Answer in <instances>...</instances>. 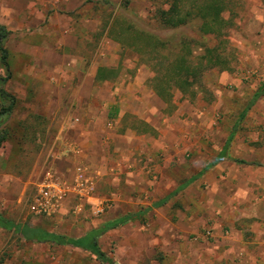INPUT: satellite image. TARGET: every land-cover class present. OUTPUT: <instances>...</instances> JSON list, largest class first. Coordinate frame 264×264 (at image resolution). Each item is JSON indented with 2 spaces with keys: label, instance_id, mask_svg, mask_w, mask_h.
Returning <instances> with one entry per match:
<instances>
[{
  "label": "rangeland",
  "instance_id": "obj_1",
  "mask_svg": "<svg viewBox=\"0 0 264 264\" xmlns=\"http://www.w3.org/2000/svg\"><path fill=\"white\" fill-rule=\"evenodd\" d=\"M9 1L0 0V4L3 3L5 7ZM20 1L27 10V16L39 20L34 23V31L29 35L32 39L43 38L37 33V29H40L37 27L49 23L61 26L65 22L73 32L84 38L81 50L88 56L97 58L109 48L107 56L110 61L106 66L113 68V75L116 74L115 69L119 68L120 71V76L111 81V85L115 83V87H122V98L116 93L112 95V102L125 97L127 100H123V103L141 104L140 98L144 92L142 86L148 87L147 79L152 76L150 68L140 62V55L132 47H124L117 41L119 37H127V44L132 42L128 35L122 34V29L134 26L173 40L182 36L198 38L195 24L178 30H165L159 24L155 14L159 7L167 8L165 0H83L79 7L76 0H71V9H67V4L64 3L66 0H49L53 8L44 19L38 12L41 9H37L41 5L39 0ZM227 3L223 48L232 69L208 71L202 82L195 87L193 98L178 94L171 106L162 109L169 113L173 104H178L187 115L189 113L186 106L189 103L204 110L218 101L219 93H223L224 99L232 98L231 102L226 100L227 106L222 110L217 109L214 117L216 123L212 127L202 125V128H198L197 135L208 140L211 149H214L216 142L217 145L220 144L233 131L232 125L239 119L241 108L247 105L246 102L242 104L240 96L249 94L248 97L251 98L264 82V23L248 25L245 21L250 17L247 14L251 10L258 9L264 13V0H227ZM32 4H36V7L33 8ZM29 6L30 9L27 8ZM60 13L64 14L63 19ZM0 16L3 21L9 20L7 13L0 12ZM59 37L53 33L51 41L55 42ZM21 39L22 37L16 36L9 45L6 43L9 49L11 46L9 71L0 61V86L16 97L15 106L5 124L8 137L0 148V212L15 224L44 228L69 238H80L93 229L118 220V215L123 210L114 208L116 205L112 201V195L108 196L109 189L100 186L95 193L100 200L95 201V204H87L81 213H74L70 208L62 216H36L32 212L31 204L38 190L39 174L44 173L49 166H55L54 158L50 155L54 144L46 135L55 118L48 117L44 111V97L39 94L38 85L34 84L31 89L27 87L25 80L17 79L25 59L16 51L17 46L12 45ZM207 40L209 44L215 45L217 42L213 37H207ZM223 72L240 75L246 86L244 90L235 83L222 85L219 78ZM137 77H141V85ZM147 89L152 90L149 87ZM238 91L242 94L231 95ZM132 93L137 95L135 100L131 98ZM237 96L239 97L235 98ZM253 101L251 111L245 118V125L241 129L238 126L234 131H239L241 137L253 140L249 142L248 150L243 143L238 144V150H244L246 156L253 159L250 162L258 165L264 164V98L258 105L255 98ZM146 102H153L155 105L160 103L152 98ZM8 104L10 101L0 96V110L2 105ZM129 120L131 118H128V123ZM185 161L176 160L177 165L173 166V178L177 183L187 178L186 171L189 168L185 166V170L182 166ZM159 162L161 163L160 160ZM171 189L172 187L169 192ZM167 192L165 185L160 186L157 198L161 200ZM200 197L191 198L187 193L175 195L169 204L164 203L155 207V211L108 230L99 237L102 250L114 264H264V218L251 215L249 211L255 210L253 204L244 202L237 207L233 200H224L222 214L216 220L208 216L207 208H202ZM129 208L133 211L136 209L133 206ZM256 210L258 211L257 207ZM207 231H211L212 235L206 238L204 235ZM0 264L106 263L95 254L78 247L27 241L14 229L0 228Z\"/></svg>",
  "mask_w": 264,
  "mask_h": 264
},
{
  "label": "crops",
  "instance_id": "obj_2",
  "mask_svg": "<svg viewBox=\"0 0 264 264\" xmlns=\"http://www.w3.org/2000/svg\"><path fill=\"white\" fill-rule=\"evenodd\" d=\"M82 2L76 0L77 7ZM38 3L41 5L37 9L41 10L37 11L44 19L53 8L51 1L39 0ZM64 3L67 9H71V0ZM31 6L35 8L36 4ZM26 11L20 0H10L5 7L1 3L0 12L7 13L9 20L3 21L0 16V22L10 31L6 42L8 45L16 36L22 37L12 45L17 46L16 51L25 59L17 79L25 80L29 88L38 85L37 90L44 97V111L48 117L55 118L46 134L54 144L50 155L54 158L55 166L47 169L52 168L71 181L78 166H83L95 178L98 189L100 186L109 189L108 196L112 195L116 205L114 208L123 210L119 218L134 216L127 222L155 211L156 204L164 199L169 204L173 200L171 198L181 193H187L191 198L201 196L199 201L202 208H207L208 216L216 220L222 214L224 200L228 199L233 200L237 207L244 202L253 204L255 210L249 211L251 215L264 218V164L251 163L253 159L246 156L244 150H238L239 143H243L248 150L249 142L253 140L241 137L239 131H234L238 126L241 129L245 125L253 99H256V105L263 100L264 92L260 96L257 94L264 90V82L251 98L249 94L240 96L242 104L246 102L247 105L241 108L239 119L232 125L233 131L211 149L210 142L197 135L198 128H202V125L212 127L216 123L214 117L217 109L222 110L227 106L226 100L231 102L232 98L226 96L227 99H224L223 93H219L218 101L208 109L202 110L189 103L186 106L189 114L186 115L178 104H173L172 111L165 113L166 110L162 109L171 106L172 102H164L152 88L148 90L147 85L142 86L141 104L123 103V100H127L125 97L112 102V95L116 93L122 98V87H115V83L111 85V81L120 76V71L119 68L115 69L116 74L113 75V68L106 66L110 61L107 56L109 48L97 58L88 56L81 50L84 38L73 32L65 22L61 26L49 23L37 27L40 28L37 33L43 38L34 40L29 35L34 31V23L39 20L27 16ZM60 15L63 19L64 14ZM247 15L250 16L245 20L248 25L264 23L262 10H251ZM53 33L60 36L55 42L51 41ZM137 79L141 85V77ZM219 81L222 85L235 83L242 90L246 87L238 74L223 72ZM240 94L242 92L238 91L231 95ZM130 95L135 100L137 95ZM149 98L159 101V105L146 102ZM128 118H131L129 123ZM141 122L146 123V128ZM181 159L186 160L183 168L189 169L186 171L187 178L177 183L173 178V166L176 167V160ZM39 175L37 183L44 173ZM162 185L166 186L168 192L159 200L156 193ZM99 200L97 195L91 202L95 204ZM132 206L136 207L134 211L129 208ZM69 207L70 201L64 202L58 215L66 214ZM211 235V231H207L204 236L207 238Z\"/></svg>",
  "mask_w": 264,
  "mask_h": 264
},
{
  "label": "trees",
  "instance_id": "obj_3",
  "mask_svg": "<svg viewBox=\"0 0 264 264\" xmlns=\"http://www.w3.org/2000/svg\"><path fill=\"white\" fill-rule=\"evenodd\" d=\"M167 8L159 7L155 18L165 30H178L197 25L198 38L182 36L177 40L162 37L146 30L128 26L122 29L123 35L132 40L127 44V37H119L122 46L132 47L140 62L147 65L153 76L147 80V85L166 103H171L177 92L183 96H195V87L202 82L204 75L214 69L231 70L232 65L224 54V30L226 20L224 12L228 8L227 0H165ZM10 31L0 22V61L8 69L10 51L6 45ZM207 37L217 40L216 44H209ZM5 81L4 79H2ZM1 82V81H0ZM258 93L257 96H260ZM0 96L10 101L2 105L0 110V148L7 140L5 124L10 117L16 103L15 95L0 86ZM145 127L146 123L141 122ZM146 128V127H145ZM183 186L178 190L180 191ZM176 191L175 193H177ZM167 199L158 202L163 205ZM134 216L119 218L118 220L100 226L80 238H69L65 235L50 232L44 228L15 224L6 219L0 212V228L15 230L27 241L38 243H55L71 245L95 254L102 262L114 264L112 259L102 250L99 237L108 230L116 228Z\"/></svg>",
  "mask_w": 264,
  "mask_h": 264
},
{
  "label": "built area",
  "instance_id": "obj_4",
  "mask_svg": "<svg viewBox=\"0 0 264 264\" xmlns=\"http://www.w3.org/2000/svg\"><path fill=\"white\" fill-rule=\"evenodd\" d=\"M96 190L95 178L83 166H78L71 181L50 168L38 183L31 210L36 216L52 217L60 213L64 202L70 201L72 212L81 213L92 203Z\"/></svg>",
  "mask_w": 264,
  "mask_h": 264
}]
</instances>
